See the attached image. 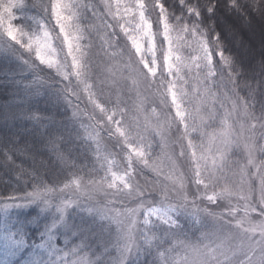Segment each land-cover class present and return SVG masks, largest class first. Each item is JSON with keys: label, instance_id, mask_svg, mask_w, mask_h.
Returning <instances> with one entry per match:
<instances>
[{"label": "snow or ice", "instance_id": "6c2138e0", "mask_svg": "<svg viewBox=\"0 0 264 264\" xmlns=\"http://www.w3.org/2000/svg\"><path fill=\"white\" fill-rule=\"evenodd\" d=\"M257 20L264 0H0V77L22 93L0 113V154L39 151L11 130L31 122L75 177L22 171L31 190L0 195V264H264V52L238 40ZM42 91L76 102L91 168L33 110Z\"/></svg>", "mask_w": 264, "mask_h": 264}, {"label": "trees", "instance_id": "16d2710c", "mask_svg": "<svg viewBox=\"0 0 264 264\" xmlns=\"http://www.w3.org/2000/svg\"><path fill=\"white\" fill-rule=\"evenodd\" d=\"M227 22L236 24V21L230 17L228 18ZM17 23L22 24L24 21L18 20ZM217 25L218 27L223 28V23L220 20H217ZM238 40H242L251 46V49L254 50L255 53L256 62H258L261 53L264 52V49L261 47V45L264 44V22L257 20L253 23L251 28L246 26L242 27L239 31ZM226 42L229 43V45L233 48V51L240 52L241 55L246 59V62L250 64L254 63L245 50L236 46V43L232 40L231 36L227 38ZM3 44V39H0V46H3ZM21 75L26 79L24 81L25 83L32 80L31 75H29L27 72H24ZM16 78L20 79L22 77L18 74ZM17 95H22V93H18L10 83L6 82L5 78L0 77V113L6 112L19 103V101L16 99ZM46 100L47 98L43 97L42 91L39 103L37 104L35 100L32 101L33 110L39 109V115L47 118H54L56 126L61 128V131L63 132L64 148H70L72 150L73 156L79 157V164L87 163L88 168H91V161L94 159V154L92 152L85 153L82 147V140L76 137L77 131H80L83 134L79 120L73 119V108L75 107L76 102L74 101L73 105L69 106L63 100L60 102H57L55 99H52L50 102H46ZM86 101L87 99L84 98V100L80 102V107L82 109L84 106L87 108L89 107ZM83 119L85 123L88 122L87 118L83 117ZM47 123L48 120L46 119L45 125H47ZM11 130L16 132L18 135V137H16V139L19 141L18 147L21 149H32L35 146V148L39 149V151L33 152L30 150L25 152H17L13 155L12 160H8L7 157H5L3 154H0V195H20L22 194L21 191L14 192V190H31V181L29 180L27 186H25L24 181L28 180V176L22 175V171L23 173H32L33 170H37L42 173L47 172V176L49 178H54L59 181V186L63 185L65 182V177H69V179L75 178L69 176L67 171L61 172L59 168L53 166L54 163L58 164V162L55 160L54 154L47 147L43 146L47 140L46 135H41L45 132L44 126H41L37 131L31 122L22 121L17 123ZM92 147L95 148V144H92ZM85 171H87V169ZM18 176H21L19 182H17ZM85 178L87 179V177ZM7 184H11V187H6ZM68 192L70 191L66 190L62 194L64 199H68ZM101 197L104 196H100L98 198L101 199ZM127 204L129 207L135 206L131 201L127 202ZM116 206L119 207L120 205L117 204ZM188 235L189 239L195 243L199 233L195 232L194 229H191L189 230Z\"/></svg>", "mask_w": 264, "mask_h": 264}, {"label": "rangeland", "instance_id": "374dc122", "mask_svg": "<svg viewBox=\"0 0 264 264\" xmlns=\"http://www.w3.org/2000/svg\"><path fill=\"white\" fill-rule=\"evenodd\" d=\"M17 15L19 16L20 15V13H17ZM89 16H91V13H89ZM105 19H108L109 20V22H111V20H110V18H105ZM85 23V25L88 23V21H85L84 22ZM96 23L97 24H99L100 23V21H96ZM231 24H232V22H230ZM108 31H111V29H108ZM119 31V29H117V32ZM121 36H122V34H121ZM89 39L95 44V49H98L99 48V46H100V44L102 43V41H100L99 40V38H98V36L96 35V33L95 32H93L92 33V35L89 37ZM86 42H88V40H85V41H83V43H86ZM94 49V50H95ZM86 99H87V97H85ZM86 103H87V101H86ZM88 105V104H87ZM84 108H85V106H84ZM88 111L90 112L91 111V107L89 106L88 107ZM86 118V117H85ZM209 130H211V129H209ZM174 131V130H173ZM156 151H157V153L159 152V148H157L156 149ZM114 170H115V168H114ZM100 175L101 176H103L104 175V173L103 172H100ZM149 177L151 178V173H149ZM70 192H68L69 194V197H68V199H71V198H75L74 197V194H73V191L72 190H69ZM19 195V194H18ZM100 196H103V193H98V194H96V196H95V199L93 200V201H91V202H89L88 200H87V198L85 197V198H82L83 199V202L87 205V204H89V203H92V204H102L103 202H104V197H101V199H99L98 197H100ZM188 234H189V232H188ZM113 255H115V253L113 252Z\"/></svg>", "mask_w": 264, "mask_h": 264}]
</instances>
